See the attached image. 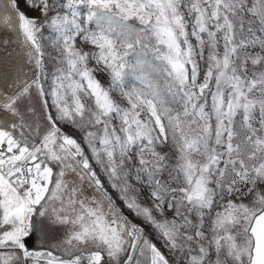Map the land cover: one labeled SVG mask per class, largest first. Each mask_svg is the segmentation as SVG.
Wrapping results in <instances>:
<instances>
[{
    "label": "snow or ice",
    "instance_id": "obj_1",
    "mask_svg": "<svg viewBox=\"0 0 264 264\" xmlns=\"http://www.w3.org/2000/svg\"><path fill=\"white\" fill-rule=\"evenodd\" d=\"M0 264H264V0H0Z\"/></svg>",
    "mask_w": 264,
    "mask_h": 264
},
{
    "label": "rangeland",
    "instance_id": "obj_2",
    "mask_svg": "<svg viewBox=\"0 0 264 264\" xmlns=\"http://www.w3.org/2000/svg\"><path fill=\"white\" fill-rule=\"evenodd\" d=\"M21 9L22 10H25V11H28L25 7H24V4L21 3ZM29 15H36V13H32V12H28Z\"/></svg>",
    "mask_w": 264,
    "mask_h": 264
}]
</instances>
